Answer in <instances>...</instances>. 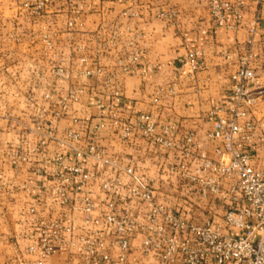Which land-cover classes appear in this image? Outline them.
<instances>
[{
	"label": "crops",
	"instance_id": "0c3cea01",
	"mask_svg": "<svg viewBox=\"0 0 264 264\" xmlns=\"http://www.w3.org/2000/svg\"><path fill=\"white\" fill-rule=\"evenodd\" d=\"M40 1L44 4L37 9ZM208 2L0 0V169L10 183L0 195V264L21 253L24 258L36 259V254H24L27 245L38 244L34 224L25 219L56 217L69 210L57 205L50 175L55 153H62L66 159L72 157L71 150L59 140L69 128H74L79 133L76 144L83 145L91 135L88 124L100 118H104L106 127L100 129L95 139L105 156L131 162L136 170L153 179L158 201L176 205L199 219L203 208L196 205L203 206L207 200L195 196L186 183L166 169L179 154L160 151L138 133L127 140L117 137L107 117L111 87L103 79L109 72L116 74L123 99L116 107L120 120H131L134 112H150L156 120V133L165 138L180 140L188 132L203 135L213 126L211 111L224 102L230 89V73L236 67L235 59H224L223 52L244 46L248 27L257 15L254 43L257 56L252 67L261 93L251 108L250 118L255 124L264 123V0L258 4L247 0L239 24L228 14L225 25L219 27L212 24ZM124 11L134 15L124 16ZM70 20L72 26L67 24ZM127 26L139 30L144 39L139 43L136 69L121 74L117 65L120 46L103 48L101 44L113 33L123 39ZM190 52H196L201 63L195 71L183 64ZM59 66L65 72L55 76L51 70ZM95 66H100L104 73L83 74ZM149 67L153 70H148ZM255 87L253 84L249 89ZM75 88L78 93L69 101L66 114L59 119L51 118V110L57 109L59 101ZM46 93L49 98L44 96ZM98 100L105 104L103 108L97 106ZM36 107L48 110L46 118L52 121L55 134L42 148L38 147L40 135L32 121ZM168 126H175V132H165L164 127ZM258 133L261 134V129ZM214 147V143L206 146L208 156L213 155ZM255 148L258 156L264 154V132ZM16 151L26 159L13 166L11 154ZM38 167L44 170L35 172ZM86 167L100 172L98 161L87 162ZM175 181L178 183L173 187ZM24 184L29 185V191L23 190ZM91 189L97 205L95 213L101 215L105 209L103 194L96 193L95 185ZM23 232L33 238L24 237ZM138 243L139 239L133 240V244ZM75 262V256L56 253L46 264ZM138 264L151 262L145 259Z\"/></svg>",
	"mask_w": 264,
	"mask_h": 264
},
{
	"label": "built area",
	"instance_id": "2783aa9c",
	"mask_svg": "<svg viewBox=\"0 0 264 264\" xmlns=\"http://www.w3.org/2000/svg\"><path fill=\"white\" fill-rule=\"evenodd\" d=\"M251 1L258 4L262 0ZM43 4L38 2L36 8ZM246 6L247 0H209L208 13L215 27L224 26L228 14L239 24ZM122 14L134 15L126 11ZM258 23L259 16L255 15L244 46L223 52L224 59H235L236 67L230 73V89L224 102L211 111L213 126L203 135L188 132L180 140L165 138L156 133V120L150 112H134L131 120H120L116 107L123 99L116 74L109 73L103 79L111 87L107 117L117 137L127 140L138 133L160 151L179 154L167 164V171L186 183L199 199L207 200L203 206H196L221 209L220 218L213 215L195 219L189 211L158 201L151 177L136 170L131 162L105 156L100 149L95 136L106 127V121L100 118L88 124L91 135L83 145L76 144L78 131L69 128L59 143L71 150L72 157L66 159L57 152L50 163L57 205L69 210L56 217L26 218L37 230L38 244L27 245L24 254L37 257L27 259L21 253L5 264H46L56 253L75 256V264H138L145 259L151 264H264V154L258 156L255 148L263 139L264 123L255 124L250 118L251 108L261 93L252 67L257 56L254 43ZM67 24L72 26V20ZM126 31L123 39L113 33L101 44L103 48L120 46L117 65L121 74L136 69L139 43L144 39L137 29L127 26ZM44 42L49 45L47 37ZM196 56V52H190L183 61L192 71L201 66ZM52 72L59 76L62 70L57 67ZM94 72L86 69L83 74H102ZM253 84L256 87L249 89ZM169 91L172 93L173 87ZM77 92L73 90L62 98L58 108L51 110V118L66 114L68 103ZM44 96L49 98L50 94ZM97 106L103 108L105 104L98 100ZM34 112V129L40 135L38 147L42 148L55 134L52 121L46 118L48 110L36 107ZM260 129L261 134H257ZM164 131L173 133L175 126L164 127ZM209 143L215 144L211 157L205 152ZM25 159L19 151L11 154L13 166ZM93 160L99 162L98 173L86 167ZM43 170L38 167L35 172ZM91 185L96 186V193L103 194L105 209L101 215L95 213L97 205ZM8 186L0 169V195ZM22 188L29 191L28 184ZM34 205L28 212H33ZM23 235L33 238L24 232ZM136 238L139 243L135 245Z\"/></svg>",
	"mask_w": 264,
	"mask_h": 264
},
{
	"label": "rangeland",
	"instance_id": "374dc122",
	"mask_svg": "<svg viewBox=\"0 0 264 264\" xmlns=\"http://www.w3.org/2000/svg\"><path fill=\"white\" fill-rule=\"evenodd\" d=\"M55 68H57V67H55ZM55 68H53L52 70H54ZM59 68L62 70V73H61V75H63L64 74V69L62 68V67H60L59 66ZM91 70H94L95 72V74H97V73H104V71L101 69V67L100 66H95V67H93V68H90ZM98 69H99V71H98ZM52 70H51V72H52ZM109 73H111V72H109ZM112 73H114V72H112ZM52 74H53V72H52ZM61 75H59V76H61ZM75 91L77 92V89L75 88ZM78 93V92H77ZM34 111V110H33ZM34 114H35V112H34ZM33 114V119H32V121H33V123H34V115ZM177 183L178 182H174V184H172V186L173 187H175L176 185H177ZM171 185V184H170ZM204 202H205V199H204ZM200 212H201V216H199L198 218H199V220H202V219H207V218H210V217H212L213 215L215 216V217H217V218H220L221 217V215H222V210L221 209H215V210H209V209H200Z\"/></svg>",
	"mask_w": 264,
	"mask_h": 264
}]
</instances>
